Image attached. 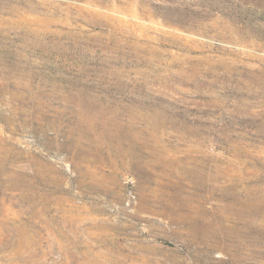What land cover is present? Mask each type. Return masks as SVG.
Returning <instances> with one entry per match:
<instances>
[{
  "label": "rangeland",
  "instance_id": "374dc122",
  "mask_svg": "<svg viewBox=\"0 0 264 264\" xmlns=\"http://www.w3.org/2000/svg\"><path fill=\"white\" fill-rule=\"evenodd\" d=\"M0 264H264V0H0Z\"/></svg>",
  "mask_w": 264,
  "mask_h": 264
}]
</instances>
